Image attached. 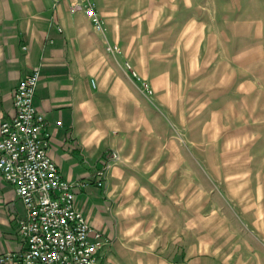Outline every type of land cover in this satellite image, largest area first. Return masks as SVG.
Instances as JSON below:
<instances>
[{"label":"crops","instance_id":"0c3cea01","mask_svg":"<svg viewBox=\"0 0 264 264\" xmlns=\"http://www.w3.org/2000/svg\"><path fill=\"white\" fill-rule=\"evenodd\" d=\"M74 1L78 0H0V121L15 113L12 94L19 79L37 67L40 78L33 102L45 117L49 155L63 176L86 181L107 153H118L109 163L104 185L88 183L75 196V206L107 239L100 264H264L262 208L247 218L254 229L232 236V261L228 250L218 251L219 261L207 257L208 219L202 221L206 224L195 241L191 216L183 236L174 233L176 214L170 211L178 197L175 175L178 169L184 175L192 170L181 166L177 144L171 139L162 144L159 126L146 119L141 82L149 72L143 65L137 67L143 78L136 81L114 37L120 22L112 17L126 12L116 0H94L104 22L100 31L83 11L71 10ZM116 43L120 52L107 49ZM215 43V37H207V62L218 59ZM219 71L210 68L208 78L218 77L223 83ZM231 137L223 133L222 140ZM242 171L253 174L250 167ZM254 176L260 191V172ZM241 198L240 205L264 202L258 193ZM22 214L13 186L0 177V253L20 248L16 219ZM177 237L184 239V263L177 262L170 249L176 247Z\"/></svg>","mask_w":264,"mask_h":264},{"label":"rangeland","instance_id":"374dc122","mask_svg":"<svg viewBox=\"0 0 264 264\" xmlns=\"http://www.w3.org/2000/svg\"><path fill=\"white\" fill-rule=\"evenodd\" d=\"M116 2L126 13L112 17L120 22L114 37L129 72L136 81L143 78L137 67L149 72L141 82L146 119L159 126L162 144L166 139L177 144L181 166L192 170L184 175L178 169L175 175L177 204L169 208L176 214L174 233L183 236L191 216L195 241L208 219L207 257L219 261L218 251L228 250L232 261V236L251 229L247 218L252 210L262 208L264 214V202L238 204L240 197L257 193L264 198L254 176L259 171L264 186V0ZM208 36L216 38L213 51L218 55L209 62ZM118 43L111 52H120ZM210 68L220 69L223 83L208 78ZM223 133L232 137L223 141ZM248 167L252 176L242 171ZM178 237L170 249L184 263V239Z\"/></svg>","mask_w":264,"mask_h":264},{"label":"built area","instance_id":"2783aa9c","mask_svg":"<svg viewBox=\"0 0 264 264\" xmlns=\"http://www.w3.org/2000/svg\"><path fill=\"white\" fill-rule=\"evenodd\" d=\"M70 8L83 11L96 30H104L94 0L74 1ZM107 49L113 51L110 45ZM39 78L34 67L19 79L12 94L15 113L0 121V177L13 186L23 206L16 219L21 246L0 253V264H100L107 239L75 206V196L88 183L102 187L118 153H107L86 181L66 179L49 155L50 132L33 102Z\"/></svg>","mask_w":264,"mask_h":264}]
</instances>
